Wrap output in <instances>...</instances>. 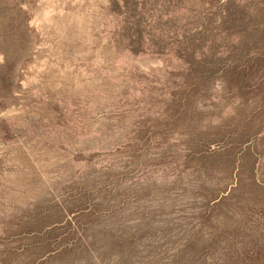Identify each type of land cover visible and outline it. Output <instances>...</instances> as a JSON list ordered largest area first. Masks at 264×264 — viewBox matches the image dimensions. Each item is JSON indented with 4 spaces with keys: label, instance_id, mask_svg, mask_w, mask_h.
<instances>
[{
    "label": "rangeland",
    "instance_id": "rangeland-1",
    "mask_svg": "<svg viewBox=\"0 0 264 264\" xmlns=\"http://www.w3.org/2000/svg\"><path fill=\"white\" fill-rule=\"evenodd\" d=\"M235 5L187 39L159 1L0 0V264H264V1Z\"/></svg>",
    "mask_w": 264,
    "mask_h": 264
},
{
    "label": "trees",
    "instance_id": "trees-1",
    "mask_svg": "<svg viewBox=\"0 0 264 264\" xmlns=\"http://www.w3.org/2000/svg\"><path fill=\"white\" fill-rule=\"evenodd\" d=\"M158 1L160 2V7L162 9L166 8V10L169 11L170 8L172 15L176 11H182L184 13V17H181V20L183 22L182 30L186 36L185 38L195 39L197 37L204 36L205 34H207L206 36H215L219 33L234 29L236 32L240 30L245 31L248 23L246 18H243V23L237 22L238 17H236L232 12V9L236 6L235 4H242V2H254V4L257 5L262 3L264 0H229L227 2L228 11L223 17H220V21H218V16L216 14L208 15L205 18L204 14L198 10L201 4L198 3L197 0H153V4H157ZM130 3L133 8H136L137 6L138 8H142L144 3H146V0H130ZM203 3L204 2L202 1V5ZM252 6V3L238 5L241 10ZM260 25L264 27V23L261 24L259 22L253 27H260ZM192 51H199V49H194Z\"/></svg>",
    "mask_w": 264,
    "mask_h": 264
}]
</instances>
